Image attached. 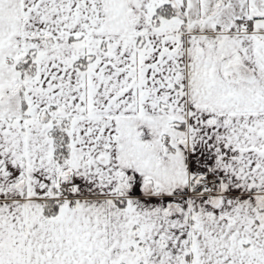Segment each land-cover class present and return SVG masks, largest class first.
<instances>
[{"label": "snow or ice", "instance_id": "6c2138e0", "mask_svg": "<svg viewBox=\"0 0 264 264\" xmlns=\"http://www.w3.org/2000/svg\"><path fill=\"white\" fill-rule=\"evenodd\" d=\"M0 264H264V0H0Z\"/></svg>", "mask_w": 264, "mask_h": 264}]
</instances>
